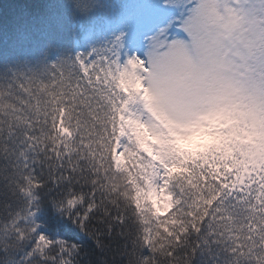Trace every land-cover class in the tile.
<instances>
[{
    "label": "snow or ice",
    "instance_id": "obj_1",
    "mask_svg": "<svg viewBox=\"0 0 264 264\" xmlns=\"http://www.w3.org/2000/svg\"><path fill=\"white\" fill-rule=\"evenodd\" d=\"M0 264H264V0H0Z\"/></svg>",
    "mask_w": 264,
    "mask_h": 264
}]
</instances>
